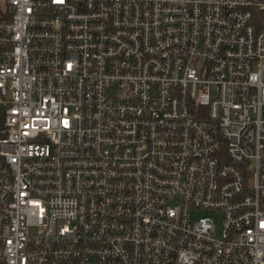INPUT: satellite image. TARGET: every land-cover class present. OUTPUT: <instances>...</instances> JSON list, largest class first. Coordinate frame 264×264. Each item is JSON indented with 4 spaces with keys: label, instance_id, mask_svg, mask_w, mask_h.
<instances>
[{
    "label": "built area",
    "instance_id": "built-area-1",
    "mask_svg": "<svg viewBox=\"0 0 264 264\" xmlns=\"http://www.w3.org/2000/svg\"><path fill=\"white\" fill-rule=\"evenodd\" d=\"M257 9L0 0V264H264Z\"/></svg>",
    "mask_w": 264,
    "mask_h": 264
},
{
    "label": "trees",
    "instance_id": "trees-1",
    "mask_svg": "<svg viewBox=\"0 0 264 264\" xmlns=\"http://www.w3.org/2000/svg\"><path fill=\"white\" fill-rule=\"evenodd\" d=\"M254 21L259 29L264 28V9L255 10Z\"/></svg>",
    "mask_w": 264,
    "mask_h": 264
},
{
    "label": "rangeland",
    "instance_id": "rangeland-1",
    "mask_svg": "<svg viewBox=\"0 0 264 264\" xmlns=\"http://www.w3.org/2000/svg\"><path fill=\"white\" fill-rule=\"evenodd\" d=\"M208 213H213L212 211H206V210H204V211H202V212H199L198 214H197V216L198 215H205V214H208ZM220 221L218 220V223H219Z\"/></svg>",
    "mask_w": 264,
    "mask_h": 264
}]
</instances>
